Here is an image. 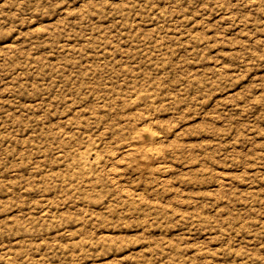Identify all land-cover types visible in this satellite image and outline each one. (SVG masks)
<instances>
[{
  "label": "rangeland",
  "instance_id": "1",
  "mask_svg": "<svg viewBox=\"0 0 264 264\" xmlns=\"http://www.w3.org/2000/svg\"><path fill=\"white\" fill-rule=\"evenodd\" d=\"M0 264H264V0H0Z\"/></svg>",
  "mask_w": 264,
  "mask_h": 264
},
{
  "label": "bare ground",
  "instance_id": "2",
  "mask_svg": "<svg viewBox=\"0 0 264 264\" xmlns=\"http://www.w3.org/2000/svg\"><path fill=\"white\" fill-rule=\"evenodd\" d=\"M155 138H156V135H152L151 140L153 141V143H156ZM148 143L150 144L151 142H148Z\"/></svg>",
  "mask_w": 264,
  "mask_h": 264
}]
</instances>
